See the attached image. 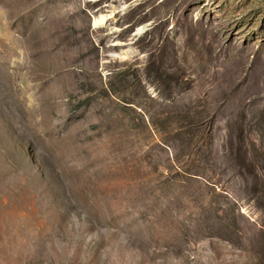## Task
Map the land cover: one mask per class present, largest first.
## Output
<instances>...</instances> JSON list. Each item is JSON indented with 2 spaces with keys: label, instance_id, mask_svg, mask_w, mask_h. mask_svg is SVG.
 Listing matches in <instances>:
<instances>
[{
  "label": "rangeland",
  "instance_id": "obj_1",
  "mask_svg": "<svg viewBox=\"0 0 264 264\" xmlns=\"http://www.w3.org/2000/svg\"><path fill=\"white\" fill-rule=\"evenodd\" d=\"M0 264H264V0H0Z\"/></svg>",
  "mask_w": 264,
  "mask_h": 264
},
{
  "label": "bare ground",
  "instance_id": "obj_2",
  "mask_svg": "<svg viewBox=\"0 0 264 264\" xmlns=\"http://www.w3.org/2000/svg\"><path fill=\"white\" fill-rule=\"evenodd\" d=\"M95 22H97V21H95Z\"/></svg>",
  "mask_w": 264,
  "mask_h": 264
}]
</instances>
